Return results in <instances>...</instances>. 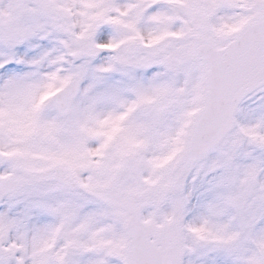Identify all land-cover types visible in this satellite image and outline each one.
<instances>
[{
    "label": "snow or ice",
    "instance_id": "obj_1",
    "mask_svg": "<svg viewBox=\"0 0 264 264\" xmlns=\"http://www.w3.org/2000/svg\"><path fill=\"white\" fill-rule=\"evenodd\" d=\"M0 264H264V0H0Z\"/></svg>",
    "mask_w": 264,
    "mask_h": 264
}]
</instances>
